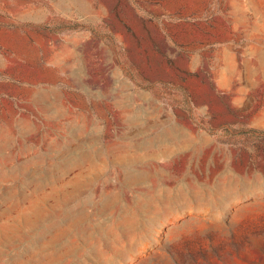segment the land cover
<instances>
[{
  "label": "rangeland",
  "instance_id": "1",
  "mask_svg": "<svg viewBox=\"0 0 264 264\" xmlns=\"http://www.w3.org/2000/svg\"><path fill=\"white\" fill-rule=\"evenodd\" d=\"M0 264H264V0H0Z\"/></svg>",
  "mask_w": 264,
  "mask_h": 264
}]
</instances>
